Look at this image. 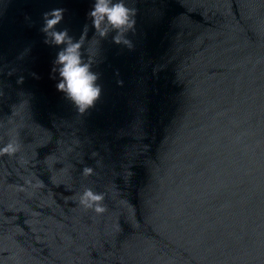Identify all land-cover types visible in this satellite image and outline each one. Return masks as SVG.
Here are the masks:
<instances>
[{
	"label": "water",
	"instance_id": "water-1",
	"mask_svg": "<svg viewBox=\"0 0 264 264\" xmlns=\"http://www.w3.org/2000/svg\"><path fill=\"white\" fill-rule=\"evenodd\" d=\"M124 2L131 50L92 0H0V264H264V0ZM58 7L100 73L83 114L39 31Z\"/></svg>",
	"mask_w": 264,
	"mask_h": 264
},
{
	"label": "clouds",
	"instance_id": "clouds-1",
	"mask_svg": "<svg viewBox=\"0 0 264 264\" xmlns=\"http://www.w3.org/2000/svg\"><path fill=\"white\" fill-rule=\"evenodd\" d=\"M64 8H54L41 14L42 26L39 29L44 34V43L49 46H61L52 61L51 74H56V89L64 94L81 114L94 108L100 99L102 86L98 83L100 73L93 71V62L86 61L82 48L84 36L87 34L88 25L83 26L80 38L69 35V29L57 30L56 26L64 19ZM137 9L127 6L124 0H92L91 8L86 12V17L91 20L94 35L104 39L110 32L112 42L125 45L129 50L133 48L132 41L127 38L128 32L135 33V17ZM26 19H30L26 17ZM35 75V74H33ZM23 82L20 77L19 83ZM122 83V82H118ZM20 151V144L10 140L0 147V156H14ZM93 174L91 167L85 166L82 175L85 177ZM105 193L94 192L85 188L77 194L76 202L85 209H90L96 214H103L107 208L104 204Z\"/></svg>",
	"mask_w": 264,
	"mask_h": 264
}]
</instances>
